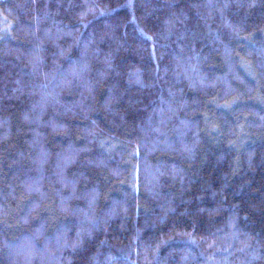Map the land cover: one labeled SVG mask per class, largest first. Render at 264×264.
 <instances>
[{"label":"trees","instance_id":"16d2710c","mask_svg":"<svg viewBox=\"0 0 264 264\" xmlns=\"http://www.w3.org/2000/svg\"><path fill=\"white\" fill-rule=\"evenodd\" d=\"M0 264H264V0H0Z\"/></svg>","mask_w":264,"mask_h":264}]
</instances>
